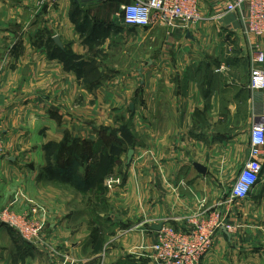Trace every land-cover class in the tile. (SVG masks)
Instances as JSON below:
<instances>
[{
    "label": "crops",
    "instance_id": "obj_1",
    "mask_svg": "<svg viewBox=\"0 0 264 264\" xmlns=\"http://www.w3.org/2000/svg\"><path fill=\"white\" fill-rule=\"evenodd\" d=\"M82 1L88 3L91 19L110 29L103 47L109 61L102 63L106 83L94 92L59 61L49 60L45 48L32 44L50 32L87 56L89 50L70 21L72 0H0V132L5 144L0 213L9 206L23 213L33 204L41 206L40 213L61 217L60 233L52 236L61 249L55 264H154L157 233L152 227L187 231L205 207L228 200L249 161L250 134L264 113V92L250 87L252 57L264 51V37L246 33V5L225 12L235 0H200L202 20L194 25L156 22L149 28L130 27L120 17L123 6L138 0ZM18 39L24 42L22 52L6 46ZM107 69H112L111 77ZM92 102L99 107L95 112L102 113L99 123L112 119L113 107L134 105L131 117L139 121L141 142L126 163L124 184L110 193L108 217L100 214L113 225L103 244L85 224L76 227L82 212L74 213L67 190V195H54L53 182L44 175L46 144L63 143L69 136L88 138L83 107ZM123 115L113 119L122 125ZM197 163L205 167L204 176ZM222 236L237 238L217 233L218 243L203 264H228L223 252L230 248ZM15 253L10 231L0 221V264H14ZM33 258L27 257L25 264Z\"/></svg>",
    "mask_w": 264,
    "mask_h": 264
},
{
    "label": "rangeland",
    "instance_id": "obj_2",
    "mask_svg": "<svg viewBox=\"0 0 264 264\" xmlns=\"http://www.w3.org/2000/svg\"><path fill=\"white\" fill-rule=\"evenodd\" d=\"M48 1L52 4H58L61 0L57 2H54L53 0ZM121 15L122 14L120 13V17ZM54 37L55 36H53V38ZM32 44H34V42ZM10 45H12L10 49L14 52H22L24 50V42L21 39H18L13 43H6V46ZM106 62L107 64L109 63V61ZM204 70L206 71L207 69H203V72ZM109 72L112 73V69H110ZM243 72L245 73V69L243 70ZM110 73L108 74L109 77L113 75V73ZM206 75L207 73L203 74L204 79ZM204 79H200V82L204 83ZM120 108H123V112L122 110L119 113L115 112ZM83 109L85 114L84 123L86 125V128L88 129V138H86L85 140L79 138L78 144H76L75 141L72 142L74 138L69 136L64 144L65 149L57 157L55 165L60 166L63 164L62 162H64V160L69 161V152L71 151V148L75 145H78V150L75 154H73L72 159H76L78 157L82 158L79 166L80 169L78 171V173L80 172V174H82L80 181V183H82L83 177H85L86 173L90 171V166L93 165L95 160L98 158L97 155L100 152H106L109 150V147L111 145H116L118 147H122L123 153L117 159V164L113 167L111 175L105 180L104 190L83 193L73 189L68 185H62L61 183L53 182L52 193L54 195L58 194V196L67 195L68 193L69 197L73 198L72 207L74 208V213H76L77 211L82 212L83 218L75 219V221L77 219H80L75 223V225H77L76 227H82V225L85 224L87 226H85L86 230H88L93 238L99 240L101 237H103V242H105V240L108 238V235L110 234L109 232L112 231L113 225L110 226V222H108V220L103 217L101 218L100 214L104 213L106 214V217H108L107 214L112 207L113 201L110 197V193L119 188L118 186H122L124 184L125 179L127 178L126 163L128 162V152L133 149V147L121 145L118 140H116V138L111 135L110 131L106 129H117L122 126H127L135 135L136 148V146L139 147L141 144L139 130H137V128H139V121L137 123L133 122V118L131 117V109L129 107H113L111 111V114L113 115L111 119L112 122L108 118L106 120H104L103 118L101 119V121H103L102 123L98 122V119H100L98 115H102V113H99L98 111L95 112V110H98L99 107L95 105L94 102H92L91 104H86ZM122 114H124V119L122 121L123 124L121 125L120 121L115 122L114 119L119 115L121 116ZM246 143V140H244L243 142L240 141L238 145L241 146V148H245ZM71 156L72 155H70V157ZM197 176L199 178L203 177L199 174ZM113 177L120 179V182L118 185H116V187L109 188L106 185V182ZM261 180L262 181H260V183H262V186L260 187V189L253 191L249 198L246 199V201L241 203L236 202L231 206H227L225 209V214H229L228 217L226 216V223L229 228L220 231V233H223L225 231L233 237L237 236V241L232 240L233 242L229 241L227 237L222 236V240L226 242L230 248V250L223 252V258L228 259V264H231V261L233 264H264V171ZM225 201H220L211 208L205 207V212L202 215L209 216L212 212L219 210L221 203ZM31 203L33 202L30 201L29 204ZM236 204H238V206ZM31 206L33 207L29 209L26 208L23 213H19L14 208H11V206L5 208L0 213V217L5 212H9L20 219L31 220L40 228V238L37 241L36 245L24 243L20 240L15 232H13L12 234L10 233L12 243L16 247L15 257L17 258V261L15 260L14 264H25L26 258L30 256L34 258L36 257V259L32 261V264H55V261L58 262L60 259V255H58L57 253H60L61 249H59V245L55 246L54 241L52 240V236L58 228L57 226L61 221V217H58L57 215H55V213H53L52 215H49L48 213L46 214L45 211H43V213H40L42 209L40 205L34 206L33 204H31ZM164 226L166 227L170 225H163V227ZM4 227L7 229L5 225ZM162 229L160 231H156L157 238L158 232H161ZM8 230L10 231V229ZM56 233L59 234L60 231ZM72 234H75L73 230ZM215 240L211 250L213 249V247L215 248L216 242L218 243V240H216V242ZM235 243L237 244V248H234ZM32 248H34V251H32ZM53 250L57 252L55 253V251ZM51 253L53 255H51ZM152 254L153 253L151 252V259ZM65 258L66 256H63V259Z\"/></svg>",
    "mask_w": 264,
    "mask_h": 264
},
{
    "label": "built area",
    "instance_id": "obj_3",
    "mask_svg": "<svg viewBox=\"0 0 264 264\" xmlns=\"http://www.w3.org/2000/svg\"><path fill=\"white\" fill-rule=\"evenodd\" d=\"M244 5L248 7L247 18H244L246 33L264 37V0H235L225 12H236ZM121 13L125 24L135 28H149L156 22L171 24L176 21L187 27L202 20L200 0H138L123 6ZM250 87L255 93L264 92V51H256L252 57ZM262 115L264 118V113ZM259 120L250 134L249 161L240 171L228 200L221 205L219 203V210L209 216L203 215L191 220L187 231H179L171 225L164 226L152 247V260L155 264H202L204 257L211 251L217 233L229 228L226 223V216L229 215L225 214L226 207L248 199L263 174L264 124ZM4 150L5 144L0 133V158ZM119 182L120 179L113 177L106 185L112 188ZM0 221L26 243L36 245L40 238V228L31 220L20 219L5 212Z\"/></svg>",
    "mask_w": 264,
    "mask_h": 264
},
{
    "label": "trees",
    "instance_id": "obj_4",
    "mask_svg": "<svg viewBox=\"0 0 264 264\" xmlns=\"http://www.w3.org/2000/svg\"><path fill=\"white\" fill-rule=\"evenodd\" d=\"M87 4V2L82 0H79V2L72 0V9L69 15L70 21L80 34L82 44L89 50L87 56L76 54L71 44L63 45V48L57 46L50 32H47L39 38L34 43V46L37 48H45L49 60L59 61L66 72L75 74L81 85L90 92H94L104 83L105 74L102 63L107 61L108 54L103 47L110 38V29L108 26L91 19L85 10ZM106 130H109L111 135L121 145L135 147V135L127 126H122L117 129L108 128ZM74 141L78 144L79 140H73L72 142ZM65 142L66 140L63 143L50 142L45 145L44 149L47 160V167L44 170L45 178L52 182L68 185L83 193L104 190L105 180L111 175L113 167L117 164V159L123 153L122 147L111 145L108 151L100 152L93 165L90 168L88 167L90 171L86 173L82 183H80L82 174L80 172L78 173V171L82 158L72 159L73 154L78 150V145L71 148L69 161L64 160L62 165H55L57 157L65 149ZM70 155L72 156L70 157ZM13 232V230H10L11 234ZM99 241L103 244V237Z\"/></svg>",
    "mask_w": 264,
    "mask_h": 264
},
{
    "label": "water",
    "instance_id": "obj_5",
    "mask_svg": "<svg viewBox=\"0 0 264 264\" xmlns=\"http://www.w3.org/2000/svg\"><path fill=\"white\" fill-rule=\"evenodd\" d=\"M74 1L79 2V0H74ZM54 41L56 42L57 46L63 48V43L61 42L60 37L55 36ZM130 109L133 111L134 105H131ZM260 123L264 124V118L263 119L261 118ZM133 156H134V150L132 149L128 153V163L129 164L132 162ZM195 168L199 174H201L203 176L206 174V169L203 165L197 163V164H195ZM162 228H163V225H155L152 227V229L155 231H160Z\"/></svg>",
    "mask_w": 264,
    "mask_h": 264
}]
</instances>
